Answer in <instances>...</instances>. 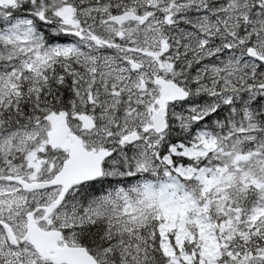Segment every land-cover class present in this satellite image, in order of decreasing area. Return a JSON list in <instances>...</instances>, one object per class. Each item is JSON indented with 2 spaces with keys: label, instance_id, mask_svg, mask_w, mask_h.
<instances>
[{
  "label": "rangeland",
  "instance_id": "1",
  "mask_svg": "<svg viewBox=\"0 0 264 264\" xmlns=\"http://www.w3.org/2000/svg\"><path fill=\"white\" fill-rule=\"evenodd\" d=\"M137 1L140 9L128 7L120 15L134 12L150 19L145 25L129 23L118 28L104 24L108 9L105 4H88V0H19L17 6L25 3L36 9L31 13L35 19L22 17L3 35L0 103L7 102L16 109V99L22 94L39 103L40 83L49 82L60 67L67 81L75 82L76 86L74 101L66 92L75 110L72 117L97 143L108 141L110 147L102 149L117 154L108 161L105 176H117L123 168L126 169L123 174L134 176L131 186L119 189L115 196L105 195L101 198L103 203L96 202L95 206L114 222L122 218L119 222L129 224L128 229L131 224L139 229L145 219H151L158 228L159 251L168 264H222L221 255L233 254L232 248H237L235 241L239 238L245 240L261 231L264 240V91L258 88L262 74L255 70L257 65L249 64L252 59L246 51L253 44L264 55V5L262 0ZM13 12L0 9V16ZM90 14L93 21L88 18ZM168 18L172 21L170 25L166 24ZM34 20L51 28L46 30L53 35L47 39L41 33L36 36ZM169 41L176 49V57L167 63L164 47ZM201 46L206 53L214 46L215 51L230 54L229 63H224L227 56L214 66V70L224 75L228 87L233 84L229 88L231 97L223 98L216 106L220 117L230 112L229 126L225 121L224 126L205 130L202 126L208 124L197 120L207 116L212 108L203 109V115L197 105L188 104L190 100L171 110L167 132L162 135L146 132L152 126V111L157 109L155 100L159 98L154 77L180 79L187 72L190 74L192 66L188 69L180 66L182 55L191 52L195 61L197 51L203 50ZM72 60L75 63L68 62ZM131 61L140 64L141 69L134 71ZM79 69L88 72L83 81L84 73ZM190 75L187 81L196 84L197 71ZM142 82L150 84L149 92H141ZM189 90L196 98L195 89ZM229 103L233 105L224 108ZM40 121L47 123L45 119ZM40 121L25 128L11 127L16 131L29 130L22 136L0 134V218L12 221L20 236L25 234L26 225L19 218L26 213L31 200L16 191L12 183H4L3 175L18 172L26 165L20 155H25L28 143L39 138L36 126L42 124ZM134 133L138 134L135 143L121 144L122 139ZM180 140L184 141L179 143L181 147L169 144ZM32 158L27 155L31 167L38 169ZM180 162L186 165H177ZM161 169H166V173ZM75 193L57 219L43 220L45 225L55 226L56 220L65 227L73 218L75 226H81L90 218L86 208L92 205L85 207ZM47 195L49 199L50 194ZM95 210L90 209V213ZM134 239L144 241L138 231ZM247 259L251 264H264V250L258 249ZM100 261L111 264L101 252ZM0 264L48 263L32 248L10 250L0 227Z\"/></svg>",
  "mask_w": 264,
  "mask_h": 264
},
{
  "label": "flooded vegetation",
  "instance_id": "2",
  "mask_svg": "<svg viewBox=\"0 0 264 264\" xmlns=\"http://www.w3.org/2000/svg\"><path fill=\"white\" fill-rule=\"evenodd\" d=\"M204 48L205 47H202L203 50L197 51V53L195 54V61H192L193 55L191 54V52H189L188 54L182 55V60H181V57H179V60H181L180 66H182V67L185 66V67H187V69L190 66H192V70L194 68L197 69V70L195 69L193 71L192 70L190 71V74L193 73L194 71H197V79H198L197 83H196L197 85L195 83L193 85H191V83L187 81V79L191 77V75L189 73L182 75L180 77V79L173 78V76L167 77V82H174L175 84H177L179 87H181L185 92H187L190 95L188 101H186L185 103L182 102V103H175V104L168 105L167 121L169 122V115H170V112L172 109H179V108H181V106L183 104H186L191 100L188 104L197 105L198 109L201 110V114H203V115L205 114L204 111H202L203 109L205 110V108H212V111L209 114H207V116H205L201 120H197V121H200L202 124H208V125H203L202 128H204L205 130H211L215 126H219V125L224 126L225 121L227 122V125L229 126L230 112H224V113H222V117H220L219 111H216L217 110L216 106L219 105L220 103H222L223 98L226 99V98L231 97V94H230L231 90L228 87V83H227L226 87L221 88V86L222 85L224 86V83H225V81H223L224 77L221 76V72L219 70H217V71L214 70L215 69L214 66L219 65L220 58L225 59L227 56L228 57H227V59H225L224 63H229L230 62L229 61L230 60V54L228 53V55H226V53H227L226 51H225V53H220L218 51H215L214 46H211L212 52L210 51L209 53H206L204 51ZM250 49H255L257 51V53L260 55V57L264 58V55L262 54V52L258 51L255 47H253V44L252 45L250 44V46L247 48L246 51L248 52V50H250ZM175 51H176V49L174 48L172 42L169 41V44H167V63H170V61H172V58L174 59L176 57ZM181 54H183V53H181ZM74 61L75 60H72L70 62L75 63ZM232 61H234V60L232 59ZM178 63H180V62H178ZM81 64H83L85 66L88 65L87 63H81ZM129 64H131V63H129ZM249 64L257 65L255 70H258L262 74L261 75L262 77L260 76V78H259L260 79V85L258 86V88L260 86H263L264 85V63H259L255 60H251V63H249ZM182 67H180V68H182ZM71 70H72V68L68 70L69 74H70ZM210 70H212V72ZM55 72L56 73H54V75L50 77L49 82L40 83V96L43 97V94H45L48 91H51L52 95H53V91H55V90L66 89L67 92L70 93V96L72 99L71 101H74L75 98H77L75 82H73L71 84L70 81H67V79L64 77V73L62 72L60 67H57ZM80 73H84V74H82V80H81V81H83V79H85V77L88 75V72L85 70H80ZM223 74H226V72H224ZM157 78H159V77H154L153 84L155 83ZM203 84H205V85H203ZM85 87H86V84H85ZM217 87H219V88H217ZM150 88H151V86L149 83L142 82V88L140 90H141V92H149ZM189 88H191L192 90L195 89L196 93L198 94V95H196L197 96L196 98H194L192 96V93L189 90ZM201 89H203L204 91L203 90L201 91ZM224 90H226V91H224ZM252 90L256 91L253 88H252ZM252 90H247V92H251ZM158 91L160 94L159 88H158ZM208 91H209V93H208ZM215 91H216V93H215ZM262 91H264V90H262ZM244 93H245V90H244ZM42 97H40V100ZM87 100H89V99H87ZM157 100L158 99L155 100V104H156ZM192 101H194V103H192ZM93 102H95V101L93 100ZM54 105H57V103L55 101H54ZM71 105L72 104L70 102H68L67 104H64L63 107L58 108L57 110H53L52 112H50V114L47 115V117H45V121H47L48 116H51V115H57V116L63 115V116H65L67 130L63 132L62 137H61L63 146L66 148L67 147L70 148L71 146H74L76 143L81 144V142H82V146H83L82 148L86 152H93V151L101 152L103 150H106V149H102V148L110 147V144H107L108 141H105L104 144L97 143L95 141V137L92 138L89 135L88 131L86 129L82 128V126L80 125V123L77 120H74V118L72 116H73L75 110H73L74 107ZM90 105L91 104L89 103L87 108H90ZM230 105H233V103L227 104L224 108H226V107L229 108ZM43 110H44V107H42L41 111H43ZM78 110L81 111V108H78ZM155 110H156V108H153L152 115H153V112ZM220 118H222V119H220ZM215 121L217 123H215ZM220 121H223V123L219 124ZM41 123L42 124L39 127L36 126V129L39 130V138L38 139L36 138L34 141L28 143L29 146H28L27 152H25V155H20L21 157H23L22 162L26 164L25 165L26 167L21 166L22 168H19L18 172H14L11 174H8L9 173L8 172V173H6V175H3V178L5 179L4 183H5V181L9 182V183H13V182H11L10 179H14V178H20L23 181H26L28 183L50 182L59 173L63 164L69 159L70 150H64L61 148H53L50 145L49 134L53 130L52 125L50 123H48V121H47V123L41 121ZM44 127H46V128H44ZM149 128L150 127H148L147 129L149 130ZM2 129H4V132H2ZM27 131H29V130H27V129H25L23 131H22V129L17 130V131L12 130L10 125L0 123V134L1 133H11V134L12 133H18V134H20V136H22V133H29ZM138 132H141V131H138ZM113 152L114 153L111 157L116 158L117 154H115V151H113ZM29 154H31L33 156L32 160L37 161L38 169H34L31 167L30 160L27 159V155H29ZM16 159L17 160L19 159V155H17ZM0 173H1V169H0ZM13 186L16 188V191L18 189L22 193V195H24L27 199L31 200V203H28L26 205V207H27V209L25 210L26 213L22 216V218L21 217L19 218L20 220H23L25 222L24 223L25 225H27L29 218H32L33 220H35L37 225L41 229H43L44 231H46V232H60L61 233L62 241L58 243V248H64V247L81 248V244L79 243L78 238H77L76 233H75L76 228L74 227L75 224H74L73 218H72V221H70V220L67 221L68 226H65V227H62V225H59L56 220H55V226L45 225L43 222V220L49 221L50 219H54V218L57 219L58 214H60V212L64 211V209L67 206V203L72 202V200L74 199V193L77 191L76 189L72 190L66 196L63 204L57 210H55L51 214H47L46 208L50 207L51 204L57 200V198L60 194V191H61L60 188L44 189V190H40L37 192L30 193V192H25L19 185L13 184ZM47 194H50L49 199H48ZM45 195L47 197H45ZM38 202H40L41 204L38 205ZM17 205H18V203H17ZM22 206H23V204L21 205V208H22ZM21 208H20V210H21ZM2 223L3 224L7 223L8 226H10L11 228L14 229L13 223L9 219H7V218L1 219L0 218V225L1 226H2ZM15 233H16V231H15ZM17 235L19 236V237H17L18 245L17 246L9 245V249L12 251L18 249V251H19L23 247H29L26 244H21L23 236H20V234H17ZM4 240H5V237H4ZM50 242L51 243H49L47 245L46 249H52L53 243H52V241H50ZM42 260L43 261L46 260V262L48 264H57L54 261V255L52 253L45 256V258H43ZM98 262H99V264H104V262H101V261H98Z\"/></svg>",
  "mask_w": 264,
  "mask_h": 264
},
{
  "label": "trees",
  "instance_id": "3",
  "mask_svg": "<svg viewBox=\"0 0 264 264\" xmlns=\"http://www.w3.org/2000/svg\"><path fill=\"white\" fill-rule=\"evenodd\" d=\"M82 1V0H80ZM88 4H102L108 7L106 11L105 19L108 20L111 16H117L125 12L128 7L135 6L140 9L141 4H137L138 1L134 0H88ZM143 5V4H142ZM144 7V6H143ZM11 15H1L0 16V54L3 48V43L5 39L3 37L6 30L11 29L16 25V21L21 20L22 17L30 18L34 15L31 13L36 12L35 8L31 5L21 4L17 6ZM33 10V11H32ZM90 20H94V17L90 14L88 17ZM87 18V19H88ZM33 25H35V35L39 36L40 33L44 35V39L50 38L53 34H50L46 30L47 25L44 23L39 25L36 20H34ZM50 29L51 28H47ZM23 86L19 88L23 90ZM66 89H59L45 93L41 98L40 102L34 97L30 96H20L16 99L18 108L14 109L11 104L7 102L0 103V123L10 125L11 127L23 128L29 127L38 123L40 120L45 119L50 112L57 110L70 102V98L66 95ZM22 92H19L21 94ZM54 96V97H53ZM54 101L57 105H54ZM38 106V107H37ZM44 107V111H41ZM36 108H38L36 110ZM32 109H34L32 111ZM41 122V121H40ZM24 127V128H25ZM184 142L171 141L173 146L181 147ZM177 143V145H175ZM165 145H167V139L165 140ZM163 151V150H162ZM176 158V157H175ZM186 160V159H184ZM188 162V161H187ZM177 165L185 166L186 163L180 162ZM108 167V166H107ZM126 171L125 168L120 170L117 176H105L103 179L89 183L81 186L77 192L78 199L81 203L86 206L91 204L92 206L86 208L88 213L91 215L88 220L80 226H77L76 236L79 243L86 248L93 256L97 255L101 251H106L104 257L109 260L111 264H168V260L163 256L162 252L159 251V242L156 225H152L151 219H145L146 223L139 229L131 224L130 229L126 222H119L122 218L110 219L104 210L101 212V208L95 206L96 202H102L101 198L105 195L115 196L117 191L122 188H127L132 185L134 181V176H129V173L123 174ZM163 173H166V169H161ZM91 203H90V202ZM103 203V202H102ZM81 205V204H80ZM84 205H81L83 208ZM99 208V209H98ZM90 209H96L90 213ZM111 210V209H110ZM112 212V211H111ZM86 214V213H85ZM126 217V215H124ZM136 231L140 233L143 242L135 240ZM148 236H152V240H147ZM262 232L259 231L258 235L253 236L252 234L245 240L239 238L235 241L237 248L232 245L233 254L230 256L222 254L220 263L222 264H251L247 256L254 254L258 249L264 250V240L262 239ZM150 242V243H149ZM193 244V251H196ZM233 244V243H232ZM129 251V252H128Z\"/></svg>",
  "mask_w": 264,
  "mask_h": 264
},
{
  "label": "water",
  "instance_id": "4",
  "mask_svg": "<svg viewBox=\"0 0 264 264\" xmlns=\"http://www.w3.org/2000/svg\"><path fill=\"white\" fill-rule=\"evenodd\" d=\"M264 5V0H262ZM18 0H0V9L16 7ZM150 19V16H140L134 12H127L120 16L110 18L104 24H114L118 28H122L125 24L138 23L145 25ZM166 24H171V19H166ZM164 52H167V46L164 47ZM249 58L255 59L264 63V58H261L255 49H250L247 52ZM132 69L138 71L141 66L131 62ZM155 86H158L160 91V98L156 101L158 111L153 112L152 122L153 126L151 131L156 135H162L167 132V106L176 102H183L188 100L189 95L174 82H167L165 79H156ZM264 90V85L260 87ZM48 122L53 127L52 132L49 134V143L53 148H61L70 150L69 159L64 163L61 171L55 178L48 183H27L19 178L10 179L11 181L19 184L23 190L33 192L37 190L49 189L54 187H61V193L50 208L47 209V214L56 210L63 202L65 196L71 189L81 186L86 183L94 182L103 177V163L112 155L108 151H102L96 154L95 152H86L81 144L76 143L70 148H66L62 143V134L67 130L65 116L52 115L48 117ZM148 131V130H147ZM138 140V134L127 136L122 140V144L131 145ZM80 141V140H79ZM6 236L10 244L17 245L16 235L9 226H4ZM60 232H44L38 228L35 221L29 218L27 225V233L22 240L23 243H28L39 256H44L49 251H55V261L57 264H97L95 259L87 254L85 249H46L47 245L51 243L56 248L57 242L61 241ZM51 248V247H50ZM45 249V250H44Z\"/></svg>",
  "mask_w": 264,
  "mask_h": 264
},
{
  "label": "bare ground",
  "instance_id": "5",
  "mask_svg": "<svg viewBox=\"0 0 264 264\" xmlns=\"http://www.w3.org/2000/svg\"><path fill=\"white\" fill-rule=\"evenodd\" d=\"M92 8H93V7H92ZM92 8H91V9H92ZM89 9H90V8H89ZM97 9H98V8H97ZM102 9H103V8H102ZM186 25H187V24H186ZM180 27H181V26H180ZM183 27H185V26H183ZM183 27H181V28H183ZM196 50H197V49H196ZM211 50H212V49H211ZM211 52H212V51H211ZM206 71H207V70H206ZM210 71L212 72V70H210ZM178 72H179V71H178ZM180 73H181V71H180ZM183 73H185V72H182V74H183ZM187 73H189V72H187ZM200 73H201V72H200ZM214 73H215V72H214ZM233 73H234V72H233ZM233 73H232V74H233ZM249 73H251V72H249ZM182 74H181V75H182ZM222 74H223V73H222ZM246 74H248V73H246ZM205 75H206V74H205ZM234 75H235V74H234ZM236 75H237V74H236ZM213 76H214V75H213ZM223 76H224V75H223ZM208 77H209V76H208ZM226 77H227V76H226ZM244 77H245V76H244ZM248 77H249V76H248ZM202 78H203V77H202ZM212 78H213V77H212ZM232 78H234V77H232ZM232 78H231V79H232ZM235 78H237V77H235ZM210 79H211V78H210ZM241 79H242V78H241ZM191 80H193V78H192ZM197 80H198V79H196V81H197ZM199 80H200V79H199ZM201 80H202V79H201ZM236 80H237V79H235V81H236ZM207 81H208V80H207ZM223 81H224V79H223ZM228 81H229V80H228ZM232 81H233V80H232ZM240 81H241V80H240ZM214 82H215V81H214ZM214 82H213V83H214ZM185 83H186V82H185ZM190 83H191V82H190ZM201 83H202V82H201ZM206 83H207V82H206ZM218 83H219V82H218ZM226 83H227V82H226ZM226 83H224V85H225ZM239 83H240V82H239ZM234 84H235V83H234ZM196 85H197V84H196ZM200 85H201V84H200ZM203 85H205V84H203ZM232 85H233V84H232ZM232 85H231L230 87H232ZM242 85H244V84H242ZM201 86H202V85H201ZM222 86H223V85H222ZM225 86H226V85H225ZM199 87H200V86H199ZM199 87H198V88H199ZM223 87H224V86H223ZM230 87H229V88H230ZM235 87H236V86H235ZM235 87H234V88H235ZM118 88H120V87H118ZM202 88H203V87H202ZM217 88H219V87H217ZM237 88H238V87H236V89H237ZM199 89H200V88H199ZM215 89H216V88H215ZM215 89H214V90H215ZM227 89H228V88H227ZM227 89H226V90H227ZM115 90H116V88H115ZM117 90H118V89H117ZM128 90H129V89H128ZM202 90H203V89H201V91H202ZM206 90H207V89H206ZM206 90H205V91H206ZM221 90H222V89H221ZM226 90H224V91H226ZM192 91H194V90H192ZM198 91H199V90H198ZM203 91H204V90H203ZM227 91H228V90H227ZM243 91H244V89H243ZM126 92H127V91H126ZM237 92H238V91H237ZM206 93H207V92H206ZM208 93H209V91H208ZM210 93H211V92H210ZM215 93H216V91H215ZM226 93H227V92H226ZM118 94H119V92H118ZM230 94H231V93H230ZM238 94H239V93H238ZM197 95H198V94H197ZM104 96H105V95H104ZM115 96H116V94H115ZM122 96H123V94H122ZM128 96H129V95H128ZM205 96H206V95H205ZM207 96H208V95H207ZM196 97H197V96H196ZM235 97H237V96H235ZM250 97H251V96H250ZM115 98H116V97H115ZM127 98H128V97H127ZM127 98H125V99L127 100ZM242 98H244V96H243ZM75 99H77V98H75ZM83 99H84V98H83ZM105 99H106V98H105ZM206 99H207V98H206ZM235 99H236V98H235ZM238 99H239V98H238ZM251 99H252V98H251ZM80 100H81V99H80ZM99 100H100V99H99ZM122 100H123V99H122ZM126 100H125V101H126ZM248 100H249V99H248ZM252 100H253V99H252ZM76 101H78V100H76ZM83 101H84V100H83ZM125 101H124V102H125ZM239 101H241V100H239ZM250 101H251V100H250ZM98 102H99V101H98ZM120 102H121V101H120ZM245 102H246V101H245ZM253 102H254V101H253ZM77 103H78V102H76V105H77ZM80 103H81V102H80ZM104 103H106V101H105ZM246 103H247V102H246ZM249 103H250V102H249ZM81 104H82V103H81ZM247 104H248V103H247ZM252 104H253V103H252ZM105 105H106V104H105ZM249 105H250V104H249ZM103 106H104V105H103ZM75 107H77V106H75ZM79 107H80V106H79ZM97 107H98V106H97ZM263 107H264V106H263ZM103 108H104V107H103ZM254 108H255V107H254ZM37 109H38V108H37ZM96 109H97V108H96ZM43 111H44V110H43ZM99 111H100V110H99ZM95 112H96V110H95Z\"/></svg>",
  "mask_w": 264,
  "mask_h": 264
}]
</instances>
